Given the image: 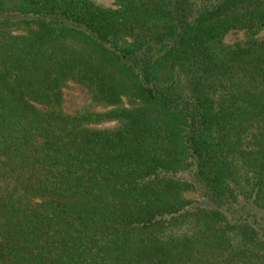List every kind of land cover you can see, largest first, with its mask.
Returning a JSON list of instances; mask_svg holds the SVG:
<instances>
[{"label": "trees", "instance_id": "1", "mask_svg": "<svg viewBox=\"0 0 264 264\" xmlns=\"http://www.w3.org/2000/svg\"><path fill=\"white\" fill-rule=\"evenodd\" d=\"M115 4L0 0V264H264V0Z\"/></svg>", "mask_w": 264, "mask_h": 264}, {"label": "rangeland", "instance_id": "2", "mask_svg": "<svg viewBox=\"0 0 264 264\" xmlns=\"http://www.w3.org/2000/svg\"><path fill=\"white\" fill-rule=\"evenodd\" d=\"M98 5L104 7H115V0H92ZM257 38L264 39V29L261 30L257 35ZM248 39L247 32L244 29H233L227 32L223 36V42L229 45L232 44H245ZM87 89L80 84H77L73 81H69L67 86L63 89V108L68 113H73L81 105H84L87 100ZM118 121L116 120H107L98 124H92L93 127L101 129H113L118 126ZM187 178H192V173L186 175ZM186 196L189 200L195 205H205L206 201L203 196V193L198 190H189L186 192ZM264 223V220H261ZM261 222V223H262Z\"/></svg>", "mask_w": 264, "mask_h": 264}]
</instances>
